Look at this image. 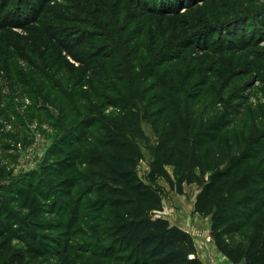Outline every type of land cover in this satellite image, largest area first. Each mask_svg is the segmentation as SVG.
<instances>
[{"label": "trees", "instance_id": "trees-1", "mask_svg": "<svg viewBox=\"0 0 264 264\" xmlns=\"http://www.w3.org/2000/svg\"><path fill=\"white\" fill-rule=\"evenodd\" d=\"M83 1L81 12L92 9L87 4H93L92 0ZM53 2L31 3L32 23L41 24L46 34L51 19L42 14L47 6L54 7ZM145 2V13H178L185 0ZM9 5V0H0V24L29 23L30 19L21 20L17 13L11 18ZM263 11L259 17L241 14L247 21L245 27L249 25L248 31L243 27L244 35L264 31ZM101 25L109 29L111 23L105 19ZM211 27L220 31L221 26ZM241 36L234 35L232 40L240 48L255 38ZM202 41L199 35L197 39L185 36L178 51L151 64L142 85L149 78L153 81L142 93L138 91L137 99L125 87L119 90L112 83L106 87L102 81H88L86 73L77 78L70 73L71 83L77 79L71 92L48 74L13 78L27 85L25 91L33 97L27 119L40 117L57 132L65 130L64 124L69 126L53 142L40 169L17 176L13 174L17 145L31 141L23 139L26 123L20 115L10 121L12 130H4L1 121L11 120L15 111L0 107V264H205L187 230L155 216L164 210L163 194L156 185L160 179L179 191L185 183H200L196 210L210 218L218 251L234 264H264V102L251 103L252 95L230 91L234 77L205 75L198 80L194 69L186 77L161 74L184 69L189 48ZM68 43H64L67 54L82 60L71 53ZM77 44L86 46L80 40ZM143 51L149 54L143 47L136 49L135 61L142 60ZM263 59L260 54L251 63L262 83ZM103 68L109 70V66ZM94 75L109 81L108 75ZM240 87L245 91L248 86ZM149 88L162 91L147 100ZM107 89L115 94L114 99L105 95ZM39 98L59 115L39 105ZM134 99L151 110L159 134L147 181L138 173L143 153L130 135L140 123ZM109 106L114 110L107 112Z\"/></svg>", "mask_w": 264, "mask_h": 264}, {"label": "rangeland", "instance_id": "rangeland-1", "mask_svg": "<svg viewBox=\"0 0 264 264\" xmlns=\"http://www.w3.org/2000/svg\"><path fill=\"white\" fill-rule=\"evenodd\" d=\"M37 1L9 0L10 5L7 8H12L15 13L10 17L18 15L19 19L27 18L30 21L26 25L21 24L24 23L22 21L12 22L11 25H5L1 21L0 24V92L3 98L0 107L9 110L13 107L15 111L11 114V120L1 122L4 130L10 131L14 128L10 121H16L17 115H20L26 123L23 139L31 141L26 146L23 142L17 145L18 158L14 175L40 169L54 145L53 142L58 140L69 126L64 124L65 130L57 132L48 123L41 122L40 117L27 119V109L33 104V97L25 91L27 85L17 83L14 77L23 79L28 73L48 74L60 87L71 92L77 79H72L74 83H71L68 77L70 73L75 78L86 73L88 81H102L106 87L108 83H112L119 90L125 87L132 95L134 93L137 99L138 91L142 93L153 81V78H149L150 80L142 85V82L146 81L145 77L151 72L150 65L162 61L159 58L178 51L181 45L185 44L184 37L192 34L196 39L198 35L202 36L203 41L200 45L197 43L189 48V56L184 58L185 68H175L174 74L166 70L161 74H167L166 77L171 78H176L177 75L186 77L187 72L191 75L194 69L197 71L198 80L205 75H212L214 78L220 76L223 79L234 77L230 91L237 90L252 95L251 103L264 102V83L259 80L260 75L251 64L256 56L264 54V31L260 29L244 35L243 27L248 31L249 25L245 27L247 21L241 15L256 14V17H259L260 11L264 10V0H185L178 13H145L142 6H145L146 0H92L95 7L92 2L87 3L92 9L88 8L86 12L79 10V6L85 4L83 0H54L51 4L54 7L47 6L42 14L51 19L47 22L48 34L44 32L41 24L32 23L34 15L31 13V3ZM263 13L264 11L262 16ZM105 19L111 23L109 29L101 25ZM93 25H98L97 29L92 28ZM211 26H221L220 31ZM88 33H92V36L88 37ZM49 35L56 37L60 42H55ZM234 35L235 38L241 35V38L245 39L255 38L248 46L244 43V48H240L232 43ZM78 40L80 43H86V46L78 45ZM68 41H71V53L81 56L82 60L67 54L64 43L69 44ZM227 42L229 44L225 45ZM138 47L149 50V54L144 55L143 51L142 60L135 61ZM47 61L50 62L49 66ZM108 66L111 71L103 68ZM89 70L90 72H87ZM239 72H243V75H237ZM94 73L108 75L109 81L101 76L95 78ZM62 75H66V78L61 79ZM134 84L136 85L131 86ZM243 84L248 86L245 91L240 87ZM146 91L148 100L157 93L156 91L161 92L162 89L149 88ZM104 93L110 99L115 98V94L108 89L104 90ZM120 95L124 97V94ZM136 99L133 108L139 113L140 123L130 135L143 153L138 173L147 181L159 134L153 124L151 110L143 101ZM38 101L39 105L49 107L56 117L59 115L58 110L45 99L39 98ZM112 110L113 106L106 108L107 112ZM156 185L163 194L164 210L155 213V216L165 217L173 225L187 230L193 236L198 255L205 264H234L216 248L211 236L210 218L196 210V200L202 185L198 182L185 183L183 191L172 188L164 179H160Z\"/></svg>", "mask_w": 264, "mask_h": 264}]
</instances>
